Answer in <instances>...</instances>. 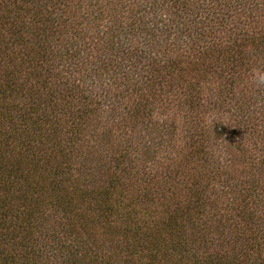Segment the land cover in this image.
Masks as SVG:
<instances>
[{
  "label": "trees",
  "instance_id": "trees-1",
  "mask_svg": "<svg viewBox=\"0 0 264 264\" xmlns=\"http://www.w3.org/2000/svg\"><path fill=\"white\" fill-rule=\"evenodd\" d=\"M264 0H0V264H264Z\"/></svg>",
  "mask_w": 264,
  "mask_h": 264
},
{
  "label": "clouds",
  "instance_id": "clouds-1",
  "mask_svg": "<svg viewBox=\"0 0 264 264\" xmlns=\"http://www.w3.org/2000/svg\"><path fill=\"white\" fill-rule=\"evenodd\" d=\"M255 80L259 84H264V75L262 74H257L255 77Z\"/></svg>",
  "mask_w": 264,
  "mask_h": 264
}]
</instances>
